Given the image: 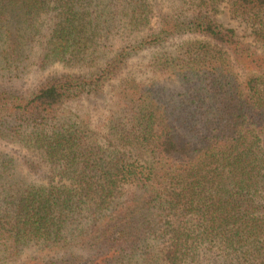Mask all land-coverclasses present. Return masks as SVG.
I'll list each match as a JSON object with an SVG mask.
<instances>
[{"label":"trees","instance_id":"1","mask_svg":"<svg viewBox=\"0 0 264 264\" xmlns=\"http://www.w3.org/2000/svg\"><path fill=\"white\" fill-rule=\"evenodd\" d=\"M57 66L0 85V264H264V0H0V81Z\"/></svg>","mask_w":264,"mask_h":264},{"label":"rangeland","instance_id":"2","mask_svg":"<svg viewBox=\"0 0 264 264\" xmlns=\"http://www.w3.org/2000/svg\"><path fill=\"white\" fill-rule=\"evenodd\" d=\"M218 19L220 23L224 24L225 26L235 28L239 36L247 37V40L251 41L249 29H247L244 25L233 21L229 17L228 10L225 7L222 8V14ZM113 41L116 43L119 42L118 38H115ZM152 54L153 51H149L146 53H142L140 54V56L136 57L131 63L128 76H134L138 80H151V75L138 72L136 67H138L139 63H146L148 60H150ZM65 71L66 70L60 66H57L46 72H41L37 68H32L30 70V73L22 75L20 78H14L10 82H8L7 78L3 79L2 81H0V85H5L6 87H11L10 85H12V87L17 88L24 93H29L34 90L48 75L54 73H63ZM116 88L117 83H111L109 86H107L102 94L95 98L86 99L84 101L83 105L85 107V110H88L86 111L91 115L93 125H95L96 128L102 126V124L106 122L108 117L107 107L109 106V102ZM8 157H14L17 161V164L19 165V168H17V170L11 172L13 175V178L11 180L15 184H19V182L23 180L29 183H43L41 179L32 175L26 167V159L28 157H31L26 149L13 144H8L0 140V158L5 159Z\"/></svg>","mask_w":264,"mask_h":264}]
</instances>
